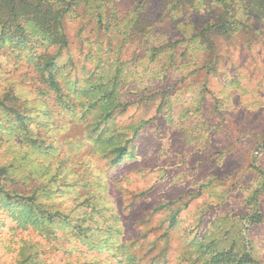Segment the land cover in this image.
<instances>
[{"label": "rangeland", "instance_id": "obj_1", "mask_svg": "<svg viewBox=\"0 0 264 264\" xmlns=\"http://www.w3.org/2000/svg\"><path fill=\"white\" fill-rule=\"evenodd\" d=\"M138 1L115 0L117 17ZM243 22L210 37L214 71L190 76L145 68L84 8L62 21L64 49L0 47V184L32 200L15 217L0 208V264H203L200 243L264 264V20ZM43 52L58 55V92L29 60ZM99 78L125 109L100 140L103 107L82 92ZM11 108L30 118L25 135ZM125 143L133 157L116 161ZM42 211L65 221L34 226Z\"/></svg>", "mask_w": 264, "mask_h": 264}, {"label": "trees", "instance_id": "obj_2", "mask_svg": "<svg viewBox=\"0 0 264 264\" xmlns=\"http://www.w3.org/2000/svg\"><path fill=\"white\" fill-rule=\"evenodd\" d=\"M157 1L155 13H158V18L148 7L147 0H139L133 9L119 19L115 0H0V47L7 45L9 48H34L36 43L45 49L52 46L64 49L66 40L62 33V21L66 16L76 14L78 8H84L95 19L100 30L105 33L115 32L119 36L120 46L134 45L138 49L136 60L145 68L162 64L164 72L172 74L190 70V76L203 69L207 73L214 71L213 64L205 61L207 51L213 53L214 50L211 36L233 35L245 26L243 20L246 18L264 20V0ZM170 32L172 37H168ZM57 58V54L43 52L29 59L44 83H48L56 92L59 91V86L53 69L57 68ZM157 73L154 71V74ZM162 78H165L164 75ZM103 80L104 78H99V83L89 82L87 89L82 91L85 97L96 98L95 106L99 104L103 107L104 115L95 124L99 140L106 133V123L110 120L111 112L117 108L121 112L125 110L124 104L118 100L119 94L115 86L107 91ZM4 104V101H0V107H4ZM10 110L14 123H11L9 130L11 133L25 135L30 118L13 108ZM102 123L106 127H101ZM112 151L116 161L123 158L130 160L133 157L126 143L113 145ZM5 173V169L0 168V183ZM262 184L264 186V177ZM257 194L253 193L248 200H255ZM27 203L32 206L31 199L11 195L0 184V208L7 210L12 217H15V213L22 214L23 210L20 208L26 207ZM40 214V219L32 222L34 226L40 227L43 220L52 222L56 219L59 223L65 221L58 213L42 211ZM18 219L19 217L15 218ZM249 221L250 224L259 222L258 213H252ZM199 248L205 258L203 264H255L249 252L241 251L235 245L218 250L211 247L210 243H200Z\"/></svg>", "mask_w": 264, "mask_h": 264}]
</instances>
